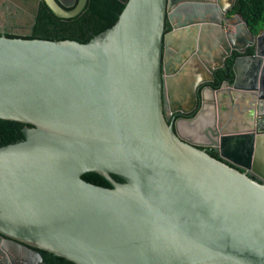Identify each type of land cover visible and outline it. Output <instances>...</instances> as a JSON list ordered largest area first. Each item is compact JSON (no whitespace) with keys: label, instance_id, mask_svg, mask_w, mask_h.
<instances>
[{"label":"water","instance_id":"95a60500","mask_svg":"<svg viewBox=\"0 0 264 264\" xmlns=\"http://www.w3.org/2000/svg\"><path fill=\"white\" fill-rule=\"evenodd\" d=\"M0 118L25 124L0 145V264H264V30L223 4L127 0L86 42L3 31Z\"/></svg>","mask_w":264,"mask_h":264},{"label":"trees","instance_id":"16d2710c","mask_svg":"<svg viewBox=\"0 0 264 264\" xmlns=\"http://www.w3.org/2000/svg\"><path fill=\"white\" fill-rule=\"evenodd\" d=\"M126 2L127 0H88L85 8L77 16L61 18L56 16L47 4L42 1L30 34L17 35L15 33H7L6 35L9 37L54 40L69 38L86 42L95 34L113 25ZM230 12L240 14L254 33L258 34L264 30V0H236ZM252 51L253 47H250L248 52ZM232 63L233 60H230L228 64L229 73H225V70H218L216 75L230 79L229 77L233 75ZM220 83L221 79H216L214 85ZM24 125L20 121L0 118V145L22 140L24 138ZM210 153L219 158V155L215 152L212 151ZM82 177L95 184L110 186V183L96 172H87ZM115 177L117 176L115 175ZM40 251L47 262L55 260L53 264H74L72 261L55 256L51 252Z\"/></svg>","mask_w":264,"mask_h":264},{"label":"flooded vegetation","instance_id":"af4514ba","mask_svg":"<svg viewBox=\"0 0 264 264\" xmlns=\"http://www.w3.org/2000/svg\"><path fill=\"white\" fill-rule=\"evenodd\" d=\"M42 1L43 0H3V2L1 3L0 2V12H1V9L3 11L6 12L5 16L7 18V20H11L12 18L15 19V18H24V19H28V21H30V27H29V32L28 33H20V32H16V31H13V30H10V28L8 26L4 27V28H0V33H3V31L5 32V34L7 33H15L17 35H26V34H30L32 32V29H33V26H34V23L36 21V18L38 16V13H39V8L42 4ZM70 1V0H68ZM78 0H76L75 4L74 5H71V6H68L66 8H72L76 5ZM204 1H213V2H216L217 5H221L223 4L224 6H226V16L228 18H233L235 14H238V13H231L230 10L233 8L236 0H204ZM240 15V14H239ZM225 28L227 30H231V28L229 26H225ZM251 29V28H250ZM208 35V34H207ZM251 46L247 47L246 50L244 52H239L237 50H232V53L231 54H228L226 55L225 57V67L224 66H219V67H216L215 70H214V80L210 81L209 84L213 87H216V88H220L223 86V83L225 81H229V83H233L234 81V74L232 76H230L229 78L231 79H228L227 77L223 78V77H219L218 75H216V72L218 70H225V73H229L230 71V68L228 66L229 64V61L230 60H233V63H232V67H233V64H234V61L236 58H238L239 56L241 55H250L253 53L252 52H248V49L250 48ZM254 48V47H253ZM205 51H207V48H205ZM225 51V49H224ZM223 74V73H222ZM216 79H221V83L220 84H217V85H214V82ZM199 90V89H198ZM192 113L189 114V116H191ZM181 117L180 114H176L173 116V119H177ZM206 149L209 151V152H215L216 154L219 155L218 152H216L213 148L211 147H206ZM115 179L117 180H121L119 177H115ZM43 256V255H42ZM43 259H44V256H43ZM53 262H51L49 260V262H47L45 259H44V262L43 264H53L55 262V260H52Z\"/></svg>","mask_w":264,"mask_h":264},{"label":"rangeland","instance_id":"374dc122","mask_svg":"<svg viewBox=\"0 0 264 264\" xmlns=\"http://www.w3.org/2000/svg\"><path fill=\"white\" fill-rule=\"evenodd\" d=\"M0 2L2 3L3 0H0ZM5 14L6 12L1 9L0 28H4L8 26L10 30L20 32V33H28L30 31L29 30L30 21H28V19H24V18L22 19L19 17V18H15V19L12 18L11 20H7Z\"/></svg>","mask_w":264,"mask_h":264},{"label":"crops","instance_id":"0c3cea01","mask_svg":"<svg viewBox=\"0 0 264 264\" xmlns=\"http://www.w3.org/2000/svg\"><path fill=\"white\" fill-rule=\"evenodd\" d=\"M177 87H180V85H176V88H177ZM180 88H181V87H180ZM177 89H178V88H177ZM178 90H179V89H178Z\"/></svg>","mask_w":264,"mask_h":264}]
</instances>
